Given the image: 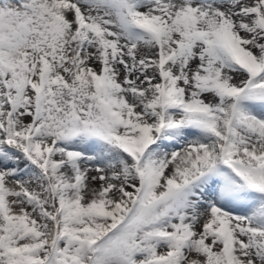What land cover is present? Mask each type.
<instances>
[{
  "label": "snow or ice",
  "instance_id": "obj_1",
  "mask_svg": "<svg viewBox=\"0 0 264 264\" xmlns=\"http://www.w3.org/2000/svg\"><path fill=\"white\" fill-rule=\"evenodd\" d=\"M0 264H264V0H0Z\"/></svg>",
  "mask_w": 264,
  "mask_h": 264
}]
</instances>
